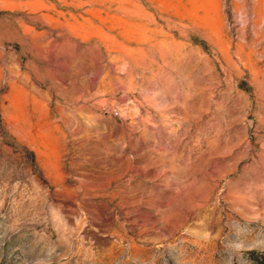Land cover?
I'll list each match as a JSON object with an SVG mask.
<instances>
[{
	"label": "rangeland",
	"instance_id": "1",
	"mask_svg": "<svg viewBox=\"0 0 264 264\" xmlns=\"http://www.w3.org/2000/svg\"><path fill=\"white\" fill-rule=\"evenodd\" d=\"M263 256L264 0H0V264Z\"/></svg>",
	"mask_w": 264,
	"mask_h": 264
},
{
	"label": "trees",
	"instance_id": "2",
	"mask_svg": "<svg viewBox=\"0 0 264 264\" xmlns=\"http://www.w3.org/2000/svg\"><path fill=\"white\" fill-rule=\"evenodd\" d=\"M253 254L255 255L256 253H253ZM256 260H257L258 264H264V256L263 257H258Z\"/></svg>",
	"mask_w": 264,
	"mask_h": 264
}]
</instances>
